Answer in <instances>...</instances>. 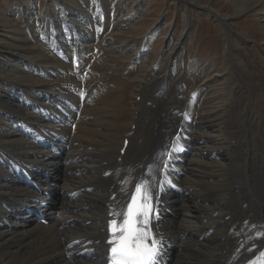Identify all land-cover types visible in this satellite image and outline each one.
<instances>
[{"label": "bare ground", "instance_id": "6f19581e", "mask_svg": "<svg viewBox=\"0 0 264 264\" xmlns=\"http://www.w3.org/2000/svg\"><path fill=\"white\" fill-rule=\"evenodd\" d=\"M233 1L240 13L264 6V0ZM97 2L76 0L68 9L54 0L58 9L51 11L25 3L14 9L24 24L2 39L0 264H105L110 214L122 216L138 183L158 198L161 217L153 225L169 264H243L264 249V186H253L264 165L251 162L249 105L239 121L233 88L227 112L218 118L223 108H212L211 92L219 75L203 77L199 96L187 92L176 101L174 92L152 83L158 68L147 61L150 40L133 33L137 12L129 13L120 0ZM217 17L233 37L229 18ZM233 61L243 63L236 56ZM161 77L170 79L172 70ZM177 91L183 94L179 85ZM174 124V133L180 125L182 133L160 186L173 134L165 144L156 135L163 144L152 152L141 141ZM23 170L54 193L48 226L31 211L41 196L25 183ZM78 190L84 199L67 198Z\"/></svg>", "mask_w": 264, "mask_h": 264}, {"label": "rangeland", "instance_id": "374dc122", "mask_svg": "<svg viewBox=\"0 0 264 264\" xmlns=\"http://www.w3.org/2000/svg\"><path fill=\"white\" fill-rule=\"evenodd\" d=\"M35 1L44 10H54L52 7L58 9L54 0H0V46L5 32H16L25 22L22 16L16 15L14 9L16 7L22 9L25 3ZM63 1L68 9H72L76 0ZM110 1L108 0V4H111ZM99 2L107 6L104 0ZM99 2L96 4L100 5ZM120 3L126 6L125 10L129 13L138 14L133 25L134 35L151 42L148 50L152 54H148L150 57L147 61L157 65L158 69L153 74L152 83L160 90L174 92L176 101H180L183 100V95L186 97L187 94L200 95L197 88L201 85L203 77L219 75L220 80L213 84L211 95L214 97L212 108L214 107V110L223 108V112L218 113V118L221 119L227 112L225 107L229 103L227 96L230 90L237 86L239 103L236 115L239 121H242V112L246 105H249L247 120L250 123L249 135L253 148L251 162L263 166L264 6H254L240 13L233 0H197V3L184 0H120ZM109 14L110 12L106 11L100 16L105 18ZM217 15L229 18L233 37H229L225 25ZM179 45L180 49H175ZM153 46L155 49L151 50ZM181 55L184 62L178 64ZM235 56L243 62L238 67L233 61ZM182 69L185 71L180 76ZM170 70H172L170 79L160 78L163 72ZM136 74L132 72L133 77ZM178 85L182 95L177 91ZM161 99L164 102V98ZM169 101L170 99L167 100ZM156 102L160 103L161 100ZM165 131L168 133L170 128L164 129L163 133ZM151 132L154 134L147 133L141 141L143 149L147 152H152L155 147L167 143L166 139H162V143L156 137L157 135L163 138L166 133L158 135L154 131ZM253 186H264V168L257 169Z\"/></svg>", "mask_w": 264, "mask_h": 264}, {"label": "snow or ice", "instance_id": "6c2138e0", "mask_svg": "<svg viewBox=\"0 0 264 264\" xmlns=\"http://www.w3.org/2000/svg\"><path fill=\"white\" fill-rule=\"evenodd\" d=\"M148 199L146 184H136L127 211L123 214V223L112 222L115 239L109 241L113 245L111 264H153L157 241L150 235L147 219L140 220L141 216H148V205L145 203ZM261 255L264 257V253Z\"/></svg>", "mask_w": 264, "mask_h": 264}]
</instances>
